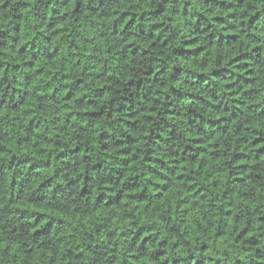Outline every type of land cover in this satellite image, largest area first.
Masks as SVG:
<instances>
[{
    "label": "trees",
    "instance_id": "trees-1",
    "mask_svg": "<svg viewBox=\"0 0 264 264\" xmlns=\"http://www.w3.org/2000/svg\"><path fill=\"white\" fill-rule=\"evenodd\" d=\"M0 264H264V0H0Z\"/></svg>",
    "mask_w": 264,
    "mask_h": 264
}]
</instances>
